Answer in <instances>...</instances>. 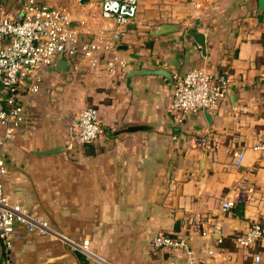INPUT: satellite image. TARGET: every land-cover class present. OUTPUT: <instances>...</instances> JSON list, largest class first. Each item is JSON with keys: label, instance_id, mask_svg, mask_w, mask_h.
I'll list each match as a JSON object with an SVG mask.
<instances>
[{"label": "crops", "instance_id": "obj_1", "mask_svg": "<svg viewBox=\"0 0 264 264\" xmlns=\"http://www.w3.org/2000/svg\"><path fill=\"white\" fill-rule=\"evenodd\" d=\"M25 1L0 0V15H22ZM102 1L48 0L70 13L81 41H112L107 56L121 72L107 69L105 55L43 68L41 90L23 96L17 138L2 149L11 200L87 253L19 227L12 264H250L260 248L239 247L235 235L264 226V154L254 148L264 140V8L258 0H140L136 17L119 25L102 17ZM166 24L176 28L155 34ZM189 28L205 34L206 53ZM195 65L229 77L217 107L175 113L173 80L140 72L164 68L174 78ZM87 106L105 132L80 145L71 135ZM199 136L216 148L198 149ZM224 200L234 202L230 212L221 211ZM158 233L186 235L192 254L155 248ZM209 245L225 254H208ZM4 251L0 240V264Z\"/></svg>", "mask_w": 264, "mask_h": 264}, {"label": "built area", "instance_id": "obj_2", "mask_svg": "<svg viewBox=\"0 0 264 264\" xmlns=\"http://www.w3.org/2000/svg\"><path fill=\"white\" fill-rule=\"evenodd\" d=\"M139 2L103 0L101 15L115 20L119 25L129 23L137 15ZM118 36L116 34L115 38ZM110 54H114L112 41H106L102 47L91 39L81 41L71 25L70 13L64 8L52 6L48 0H26L20 16L0 15V123L3 126L0 134V240L7 252L13 247L19 227L25 228L28 233L51 236L65 244H72L73 249L80 247L49 220L30 214L24 206L11 200L5 189L9 165L2 149L17 138L26 115L23 96L41 90L43 68L54 65L61 55L67 58H90L94 63L101 56ZM96 55L99 57L95 58ZM108 56V60L104 59L105 66L111 71L117 68L115 72L119 74L121 69L117 66V59ZM229 87L230 79L226 74H214L200 65L192 66L173 78L171 109L179 113L217 107ZM104 132L98 110L90 106L78 114L71 139L80 145L94 143ZM194 144L206 151L216 148V143L206 136L195 137ZM254 148L264 154V140L256 141ZM231 154L233 162L241 164L243 148L237 146L231 149ZM233 206L232 200H224L220 208L226 213ZM201 219L198 216L194 222L199 223ZM214 227L220 228V225L215 224ZM217 242L221 240L218 238ZM152 243L158 249L186 250L188 255L192 254L186 235L158 233ZM235 243L241 248L259 247L252 254L250 264H264V226L260 222L236 234ZM207 252L210 255L225 254L224 250L217 251L213 245L207 247ZM7 262L10 264L9 259Z\"/></svg>", "mask_w": 264, "mask_h": 264}, {"label": "water", "instance_id": "obj_3", "mask_svg": "<svg viewBox=\"0 0 264 264\" xmlns=\"http://www.w3.org/2000/svg\"><path fill=\"white\" fill-rule=\"evenodd\" d=\"M258 4H259V8L262 10L264 8V0H258ZM175 28H176L175 24H166V25L161 26L159 28V30H157L155 32V34H162V33L171 31L172 29H175ZM187 33L190 34L194 38L195 42L201 47L202 51L204 53H206L205 34L203 32L196 31V30H193L191 28H189L187 30ZM56 65L61 70H68L69 67H70L67 59L64 56H62V55L59 56V58L57 59ZM140 72H143V73H154V74H158V75H161V76H165V77H167L170 80H173L172 74L168 70H166L164 68L143 69ZM59 151H60V148H54V149L49 150V152H51V153L59 152Z\"/></svg>", "mask_w": 264, "mask_h": 264}, {"label": "rangeland", "instance_id": "obj_4", "mask_svg": "<svg viewBox=\"0 0 264 264\" xmlns=\"http://www.w3.org/2000/svg\"><path fill=\"white\" fill-rule=\"evenodd\" d=\"M87 107H90V106H87ZM87 107H85V108H87ZM85 108H83V109H85ZM82 109V110H83ZM64 233V232H63ZM67 235V234H66ZM70 237V236H69ZM71 238V237H70ZM72 240L73 241H75L77 244H79L78 243V241L76 240V239H74V238H72ZM70 248H72L71 246H72V244H67ZM79 246H80V244H79ZM14 247V246H13ZM13 247H12V249L8 252V259H9V263L10 264H12V250H13ZM81 247V248H80ZM78 249H73V250H76L77 252H84V253H87L86 252V250H85V248H83L82 246H80Z\"/></svg>", "mask_w": 264, "mask_h": 264}, {"label": "trees", "instance_id": "obj_5", "mask_svg": "<svg viewBox=\"0 0 264 264\" xmlns=\"http://www.w3.org/2000/svg\"><path fill=\"white\" fill-rule=\"evenodd\" d=\"M4 247H5V246H4ZM7 260H8V252H7V250L5 249L2 264H8Z\"/></svg>", "mask_w": 264, "mask_h": 264}]
</instances>
